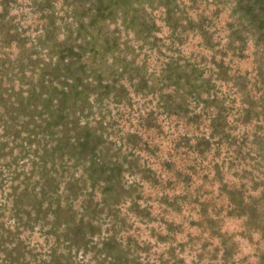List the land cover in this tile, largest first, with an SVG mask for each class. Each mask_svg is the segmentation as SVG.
Wrapping results in <instances>:
<instances>
[{"label": "trees", "instance_id": "trees-1", "mask_svg": "<svg viewBox=\"0 0 264 264\" xmlns=\"http://www.w3.org/2000/svg\"><path fill=\"white\" fill-rule=\"evenodd\" d=\"M234 10L218 47L205 0H0V218L12 221L7 236L43 239L38 264H185L187 243L155 256L127 226L174 241L177 226L157 219L145 186L159 189L163 213L179 212L157 168L169 172L184 149L210 155L228 215L264 241V0ZM247 39L260 52L251 77L224 62Z\"/></svg>", "mask_w": 264, "mask_h": 264}, {"label": "rangeland", "instance_id": "rangeland-1", "mask_svg": "<svg viewBox=\"0 0 264 264\" xmlns=\"http://www.w3.org/2000/svg\"><path fill=\"white\" fill-rule=\"evenodd\" d=\"M184 1L186 2V0ZM236 2L237 0H205L204 16L208 19L211 18L214 24L213 28L216 33L213 39L216 43L221 41L218 47L226 44L227 37L230 35L228 25L235 23L240 17V14L234 12ZM31 28L34 29V25H31ZM197 41L198 39L195 38L192 43L188 42L184 47V53H196L197 47L191 45ZM256 51L257 49L253 47L251 39H247L241 57L239 59L227 57L224 58V62L230 64L233 71L238 69L240 73L248 72L251 77L255 68V61L260 53ZM202 52L203 58L210 54V51L205 48ZM177 131L187 133L189 137H192V134L196 135L191 127H184L183 124H180ZM156 141L160 143L158 140ZM160 149L163 159L170 155L168 153V140H163V146H160ZM203 158V156L200 157L196 153L184 149L176 155H171L170 161H172L173 166L170 167L169 172H162L160 167L157 168V174L161 175L163 182L169 180V186L163 195H167L169 201L172 202H174V196H177L176 203H182L179 212L166 209L163 213V206L162 209H159L157 204L161 196L159 189L145 186V198H148V203L152 205L154 215H158L157 219L160 220L163 216L164 220L177 226L174 241H156L155 237L149 236L151 235V231L147 230L149 228L145 229L144 225L137 222L133 223L134 219L127 222V226L131 227L128 230V235L139 241L149 243L155 256L169 251L167 247L171 243L173 247L177 248L176 251L180 249L179 243H187L186 249L181 254L185 259V264H191V259L192 261L194 259L195 264H222L221 258L226 257L227 250L229 254H227L226 260L234 261L235 264H255L258 256L262 254L264 241L258 242L261 233L259 229L246 226V221L242 217L235 214L228 215L220 180L214 178L206 166L210 160V155L206 160ZM224 177L225 180H232L230 175H224ZM161 212L162 214H160ZM209 217H213L216 222L211 223ZM9 219L8 214L0 218V264H38L39 256L37 254H44L47 249L44 244L43 247L40 245L43 239L38 236L36 231H24L23 233L19 232V234L15 231L13 236H7L3 231L14 228ZM149 227L158 228V223L150 224ZM243 229L246 230L247 238L239 236ZM157 231L156 229L154 233L156 234ZM19 241L24 242L23 245H20ZM202 246L205 250L199 254L201 258H194V253H198ZM41 247L42 249H40ZM189 247L190 250H188ZM20 248L23 250L24 259L16 262ZM78 260L85 262L86 258L79 257Z\"/></svg>", "mask_w": 264, "mask_h": 264}]
</instances>
